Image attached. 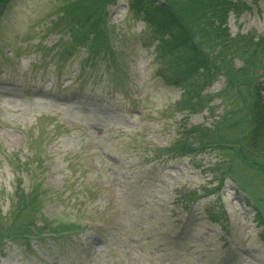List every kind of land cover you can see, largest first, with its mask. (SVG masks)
Wrapping results in <instances>:
<instances>
[{
	"label": "rangeland",
	"instance_id": "374dc122",
	"mask_svg": "<svg viewBox=\"0 0 264 264\" xmlns=\"http://www.w3.org/2000/svg\"><path fill=\"white\" fill-rule=\"evenodd\" d=\"M78 1L0 3V264H264V0L219 26L168 0L198 68L168 62L144 0Z\"/></svg>",
	"mask_w": 264,
	"mask_h": 264
},
{
	"label": "trees",
	"instance_id": "16d2710c",
	"mask_svg": "<svg viewBox=\"0 0 264 264\" xmlns=\"http://www.w3.org/2000/svg\"><path fill=\"white\" fill-rule=\"evenodd\" d=\"M4 1L6 0H0V3H3ZM97 1L99 2L100 0ZM85 2L86 0H79L78 6L84 4ZM98 2L92 3L91 5H89V7L84 5L85 7L82 6L76 8L79 11L78 15L76 14V16L77 17L79 16L80 17L79 20H81L80 24L78 25L80 29L75 30L76 32L75 37L77 39H80V36L86 38V35H84L83 32L81 31L83 30L85 32L84 30L85 26L90 27L92 24V27H95L96 24H93V22H91L90 20H86V17L90 15L88 14V12L91 13L92 11L96 10L99 7L100 4ZM137 3L139 5V8L143 12L150 13L147 15L148 18L151 15V13H153L154 11L157 13V15H153V17H156V19H158L159 21L158 22L156 20V26L159 36L161 38L160 50H162L163 53H165L168 56L169 63L172 64L175 61L174 64H178V65L182 64V67L184 65L185 66L191 65L193 68H198L203 65H206L210 61L209 55L203 52V50H201L200 48H198L197 45H195V43L191 40V38H189L186 34H184L185 32L183 27L186 21H181V20L186 19V14L183 15L181 13L180 15H175L173 13V9L176 10V8L172 7L173 4L170 3L168 0H161L158 2L157 0H146V1L144 0V1H138ZM185 3L186 5L184 6L183 9H185L187 12L190 13L191 10L196 9L198 10V14H199V16L197 15L198 19L216 20L217 21L216 25L218 26L220 25V23L224 22V17L227 14H229V11H231L232 14L234 15L235 13H239L245 7L243 0H186ZM247 7L248 6H246L245 8ZM86 8H88V12H86ZM151 10L154 11L151 12ZM80 12L86 13V16L85 17L81 16ZM212 26L216 30L214 23L212 24ZM161 27L167 28L169 35V37H165L163 39V43H162L163 30ZM216 32L220 33V31L218 30H216ZM99 33L98 35L101 37V34ZM180 36H181L179 40L180 42H178ZM222 36L224 37L225 33L222 32ZM217 43L218 41H214V45H217ZM176 45H180L181 50L180 52L172 53L173 48L175 47L177 48ZM258 85L259 83L257 82L254 86V88L257 90L261 89V87ZM189 86H191V84H189ZM253 105L256 108H258L256 112L255 110L253 111L259 114V116L256 119V122L262 123V117L264 116V108L262 107V104L259 102L258 94L255 96ZM180 147L183 148L186 146H180Z\"/></svg>",
	"mask_w": 264,
	"mask_h": 264
}]
</instances>
